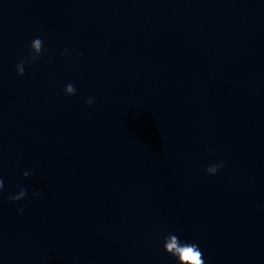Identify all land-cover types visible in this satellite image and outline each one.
I'll list each match as a JSON object with an SVG mask.
<instances>
[{"label":"water","instance_id":"water-1","mask_svg":"<svg viewBox=\"0 0 264 264\" xmlns=\"http://www.w3.org/2000/svg\"><path fill=\"white\" fill-rule=\"evenodd\" d=\"M0 179V264H264V0H0Z\"/></svg>","mask_w":264,"mask_h":264},{"label":"clouds","instance_id":"clouds-1","mask_svg":"<svg viewBox=\"0 0 264 264\" xmlns=\"http://www.w3.org/2000/svg\"><path fill=\"white\" fill-rule=\"evenodd\" d=\"M43 50V41L39 37L33 39L30 45V52L28 56L22 59L16 66L17 74L20 76L24 75L25 71V61L29 63H35L39 58ZM67 49L64 50L62 55L67 53ZM64 92L67 95H75L76 88L73 84L68 83L64 86ZM86 103L91 105L94 103V98L89 97L86 100ZM223 167V161H220L215 164H210L205 171L209 175H215L217 171ZM24 177H28L30 175L29 172L23 173ZM4 190V182L3 179H0V192ZM28 195V191L26 188H20L19 192L16 195H11L8 197L10 201L16 202L24 199ZM34 196H40V192L33 193ZM19 212H23L24 209L21 207L18 209ZM164 250L174 256L177 259L178 264H205L203 259V253L200 250L199 246L195 243L190 242H181L179 238L175 234H170L165 237L164 241Z\"/></svg>","mask_w":264,"mask_h":264}]
</instances>
